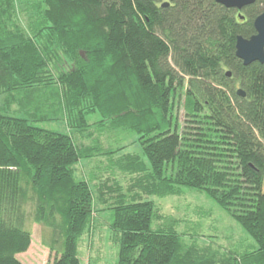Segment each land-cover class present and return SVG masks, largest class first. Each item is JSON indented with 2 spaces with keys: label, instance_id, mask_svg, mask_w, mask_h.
Instances as JSON below:
<instances>
[{
  "label": "trees",
  "instance_id": "trees-1",
  "mask_svg": "<svg viewBox=\"0 0 264 264\" xmlns=\"http://www.w3.org/2000/svg\"><path fill=\"white\" fill-rule=\"evenodd\" d=\"M262 11L264 0L240 12L214 0H0V264H22L29 215L49 230L46 264H81L95 196L74 165L104 153L37 124L83 133L91 114L137 134L144 158L121 157L144 175L109 207L116 264H264V64L244 66L234 48ZM180 187L204 192L257 250L220 255L154 228L141 197Z\"/></svg>",
  "mask_w": 264,
  "mask_h": 264
},
{
  "label": "rangeland",
  "instance_id": "rangeland-1",
  "mask_svg": "<svg viewBox=\"0 0 264 264\" xmlns=\"http://www.w3.org/2000/svg\"><path fill=\"white\" fill-rule=\"evenodd\" d=\"M28 16L21 9L19 19L22 26ZM1 108L3 96H0V111ZM14 109L13 106L11 111ZM100 120V115L88 116L87 121L91 124L82 130L83 133L69 129L63 119L37 124L48 130L69 133L76 140L79 134L83 143L96 145L98 141V147L104 153V156L81 160L74 165L76 178L89 180L95 196L92 220L78 244L81 264H116L118 245L108 226L111 221L109 207L121 198L130 200L131 193L139 189L138 178L144 175L129 173L121 158L124 154H131L144 160L138 135L128 129L113 128L111 122L100 126L103 124L98 122ZM178 121L183 124L182 107L179 108ZM177 191V194L162 197L142 194L141 199L151 201L154 206V228L171 226L184 245L210 248L220 255L257 250L255 240L204 192L188 187H180ZM26 226L31 233V243L27 251L17 255L18 260L22 264H46L53 257L47 246L49 230L34 223L31 215L27 217Z\"/></svg>",
  "mask_w": 264,
  "mask_h": 264
},
{
  "label": "water",
  "instance_id": "water-1",
  "mask_svg": "<svg viewBox=\"0 0 264 264\" xmlns=\"http://www.w3.org/2000/svg\"><path fill=\"white\" fill-rule=\"evenodd\" d=\"M217 4L227 9H236L242 11L245 7L253 5L256 0H214ZM168 5L164 2L162 6ZM240 18L243 16L239 15ZM255 33L248 38L237 36L235 39V56L242 62L244 66H248L254 62L264 64V11L257 15L253 20ZM230 77V71L226 73ZM236 93L242 97L245 96L243 90L238 89Z\"/></svg>",
  "mask_w": 264,
  "mask_h": 264
}]
</instances>
